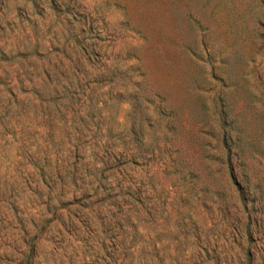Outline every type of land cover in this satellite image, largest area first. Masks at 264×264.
I'll list each match as a JSON object with an SVG mask.
<instances>
[{"label": "rangeland", "instance_id": "obj_1", "mask_svg": "<svg viewBox=\"0 0 264 264\" xmlns=\"http://www.w3.org/2000/svg\"><path fill=\"white\" fill-rule=\"evenodd\" d=\"M0 264H264V0H0Z\"/></svg>", "mask_w": 264, "mask_h": 264}]
</instances>
